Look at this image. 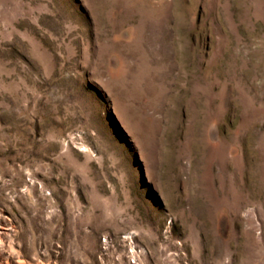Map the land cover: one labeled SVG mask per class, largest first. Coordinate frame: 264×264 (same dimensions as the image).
Returning a JSON list of instances; mask_svg holds the SVG:
<instances>
[{
    "label": "rangeland",
    "instance_id": "374dc122",
    "mask_svg": "<svg viewBox=\"0 0 264 264\" xmlns=\"http://www.w3.org/2000/svg\"><path fill=\"white\" fill-rule=\"evenodd\" d=\"M0 264H264V0H0Z\"/></svg>",
    "mask_w": 264,
    "mask_h": 264
}]
</instances>
